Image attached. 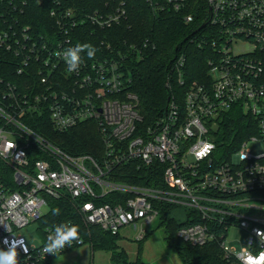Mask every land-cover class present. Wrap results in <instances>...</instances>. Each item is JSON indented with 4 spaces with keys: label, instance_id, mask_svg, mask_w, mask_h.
<instances>
[{
    "label": "built area",
    "instance_id": "obj_1",
    "mask_svg": "<svg viewBox=\"0 0 264 264\" xmlns=\"http://www.w3.org/2000/svg\"><path fill=\"white\" fill-rule=\"evenodd\" d=\"M4 1L0 51L17 74L33 73L37 80L23 82L21 90L0 78V162L12 171L0 169V249L6 250L5 239L27 242L18 231L39 223L50 200L66 198L86 225L113 234L140 220L151 224L163 204L185 205L200 213V221L183 225L181 239L195 246L218 240L234 264H247L249 254L264 251V0H206L205 31L194 40L211 51L206 75L188 85L182 102L178 93L171 95L164 114L148 125L124 70L127 53L118 49L115 56L93 60L82 53L79 70L71 73L56 55L76 45L73 30L86 22L117 25L126 17L124 8L85 18L72 10L58 17L53 10L60 34L37 36L30 25L9 21ZM147 1L155 10L182 11L192 0ZM183 17L187 23L194 20L192 13ZM128 52L140 53V45L131 44ZM187 59L185 52L178 56L167 85L173 78L185 85ZM231 111L245 121L227 140L223 123ZM46 112L58 132L94 120L104 144L102 158L69 154L24 120L29 113ZM127 164L138 171L146 167L145 184L117 180L133 176L118 171ZM108 195L121 199L100 204ZM54 226L39 229L40 245L28 244L27 254L17 249L20 264L56 256L43 251ZM236 229L246 235L241 250L232 245ZM78 230V241L58 254L84 244ZM146 235L142 229L139 241Z\"/></svg>",
    "mask_w": 264,
    "mask_h": 264
},
{
    "label": "trees",
    "instance_id": "obj_2",
    "mask_svg": "<svg viewBox=\"0 0 264 264\" xmlns=\"http://www.w3.org/2000/svg\"><path fill=\"white\" fill-rule=\"evenodd\" d=\"M5 0L1 5L8 10L9 21L16 23L19 20L22 25H30L33 35H54L59 28L56 24V17L51 14L53 10L60 17L65 12L72 10L79 18H85L88 14L95 12L112 13L119 7L126 10V17L121 23L112 27L101 28L86 22L81 28L71 32L75 43H90L98 50L94 58L115 56L118 49L127 53L124 60V70L131 78L130 90L139 97V109L146 125L161 117L166 110L169 97L178 93L179 99L183 101V95L188 85L194 80L202 81L206 75V60L211 54L208 47L200 48L194 41L205 31L208 19V6L206 0H192L191 6L177 11L170 7L164 10L154 9L147 0ZM14 4L18 9L14 11ZM194 14V20L187 23L184 21V14ZM60 34V32L58 33ZM148 39V46L143 43ZM111 48H108V44ZM131 44L140 45L141 52L131 54L128 52ZM113 49V51L111 50ZM185 52L187 54V66L185 85H179L176 78L167 85L173 65L178 56ZM8 54L0 51V78L4 81H11L19 85L22 90L23 82L28 79L35 81V74L19 75L14 71L13 66L5 62ZM1 80V79H0ZM2 87V84H0ZM2 89V88H1ZM240 114L229 112L223 123V129L227 140L234 135L236 129H240L242 121H245ZM246 118V117H245ZM24 120L29 126L49 140L60 146L64 151L72 155L90 154L98 159L102 158L104 144L99 133L96 122L86 121L65 131L54 130L50 115L29 113ZM249 121V120H248ZM135 164L119 167L118 171L129 172L130 175H121L117 180L134 184H145V178L149 171L146 167L136 170ZM0 169L12 174L10 168L0 162ZM143 176H138V175ZM121 197L106 196L99 199V203L114 202ZM176 204H163L160 210L166 211L175 208ZM158 207V205H157ZM59 209V215H53V209ZM163 221L166 235L167 248L175 252L181 258L183 264H234L227 259L219 246L218 240H213L205 245L195 246L181 239L178 230L187 224L200 221V213L192 209L185 222H178L174 217H166ZM73 221L79 227L85 238V243L91 245L93 251L106 250L111 253L112 264H144L141 258V248L136 261L128 259L126 251L118 244L120 233L113 234L98 226H88L80 217L76 207L66 198L50 200L48 214L39 221V229L47 225H57L63 222ZM52 258L44 261V264H51Z\"/></svg>",
    "mask_w": 264,
    "mask_h": 264
},
{
    "label": "rangeland",
    "instance_id": "obj_3",
    "mask_svg": "<svg viewBox=\"0 0 264 264\" xmlns=\"http://www.w3.org/2000/svg\"><path fill=\"white\" fill-rule=\"evenodd\" d=\"M191 210L185 205H178L164 212L161 209L151 224H144L140 220L135 223L136 226L132 224L123 227L120 230L118 244L122 250L126 251L131 261L137 260L141 248L140 254L144 264H183L179 255L167 248L163 221L166 219L165 216H168L176 218L178 222H185ZM44 212L48 213V208H44ZM142 229L147 231V235L139 241L138 235ZM18 233L26 238L29 245H40L39 223H31L20 229ZM233 235L232 245L241 250L246 243L245 233L236 229ZM51 264H112V261L111 253L100 249L93 251L91 245L85 243L71 251L56 255L52 258Z\"/></svg>",
    "mask_w": 264,
    "mask_h": 264
},
{
    "label": "clouds",
    "instance_id": "obj_4",
    "mask_svg": "<svg viewBox=\"0 0 264 264\" xmlns=\"http://www.w3.org/2000/svg\"><path fill=\"white\" fill-rule=\"evenodd\" d=\"M97 48L90 43H77L73 47L65 49L63 52H57L56 55L61 57L67 64L68 72H76L79 70L82 63V53H86L89 59L95 57ZM207 149H205V152ZM204 155V153H200ZM59 209H53V215H59ZM261 232L258 231L257 235ZM79 239L78 226L70 223H61L55 225L43 246V251L53 256L63 251L66 247H71L74 241ZM5 249H0V264H20L17 249L27 254L29 252V245L23 238H14L11 241L5 239ZM35 247V245H33ZM247 264H264V251H261L258 256L249 254Z\"/></svg>",
    "mask_w": 264,
    "mask_h": 264
},
{
    "label": "water",
    "instance_id": "obj_5",
    "mask_svg": "<svg viewBox=\"0 0 264 264\" xmlns=\"http://www.w3.org/2000/svg\"><path fill=\"white\" fill-rule=\"evenodd\" d=\"M204 26H205V24L202 25V27H204Z\"/></svg>",
    "mask_w": 264,
    "mask_h": 264
}]
</instances>
